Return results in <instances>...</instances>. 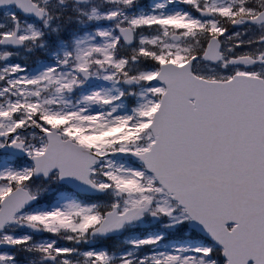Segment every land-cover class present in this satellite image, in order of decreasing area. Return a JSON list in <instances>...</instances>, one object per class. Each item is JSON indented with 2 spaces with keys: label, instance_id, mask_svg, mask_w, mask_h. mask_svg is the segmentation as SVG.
<instances>
[{
  "label": "snow or ice",
  "instance_id": "obj_1",
  "mask_svg": "<svg viewBox=\"0 0 264 264\" xmlns=\"http://www.w3.org/2000/svg\"><path fill=\"white\" fill-rule=\"evenodd\" d=\"M0 264H264V0H0Z\"/></svg>",
  "mask_w": 264,
  "mask_h": 264
}]
</instances>
